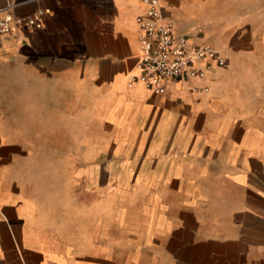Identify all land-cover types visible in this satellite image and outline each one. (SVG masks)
Here are the masks:
<instances>
[{
  "label": "crops",
  "instance_id": "0c3cea01",
  "mask_svg": "<svg viewBox=\"0 0 264 264\" xmlns=\"http://www.w3.org/2000/svg\"><path fill=\"white\" fill-rule=\"evenodd\" d=\"M159 1L224 63L156 94L146 0H0V264H264V0Z\"/></svg>",
  "mask_w": 264,
  "mask_h": 264
},
{
  "label": "built area",
  "instance_id": "2783aa9c",
  "mask_svg": "<svg viewBox=\"0 0 264 264\" xmlns=\"http://www.w3.org/2000/svg\"><path fill=\"white\" fill-rule=\"evenodd\" d=\"M146 2L147 14L140 22V72L133 77V81L142 82L146 88L158 94L168 79L202 78L215 65H223L224 59L217 56L210 44H194L188 37L175 34L174 23L165 15L159 0ZM14 6L15 3L0 6V36L24 26L41 27L42 10L24 17L12 13Z\"/></svg>",
  "mask_w": 264,
  "mask_h": 264
},
{
  "label": "rangeland",
  "instance_id": "374dc122",
  "mask_svg": "<svg viewBox=\"0 0 264 264\" xmlns=\"http://www.w3.org/2000/svg\"><path fill=\"white\" fill-rule=\"evenodd\" d=\"M84 160H86V162H88V163H90L91 161H93L95 158H93V157H86V158H83ZM85 176H83V179H82V181H86V179L84 178ZM95 178V174H93V175H90L89 176V179L88 180H93ZM78 180H80V179H78ZM90 182V181H89Z\"/></svg>",
  "mask_w": 264,
  "mask_h": 264
}]
</instances>
